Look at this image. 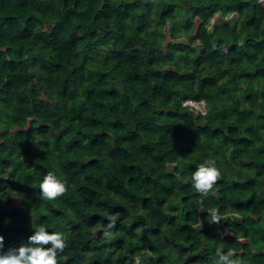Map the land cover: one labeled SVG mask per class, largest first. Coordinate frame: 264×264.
Returning a JSON list of instances; mask_svg holds the SVG:
<instances>
[{
  "label": "trees",
  "instance_id": "obj_1",
  "mask_svg": "<svg viewBox=\"0 0 264 264\" xmlns=\"http://www.w3.org/2000/svg\"><path fill=\"white\" fill-rule=\"evenodd\" d=\"M0 173L4 251L34 221L63 233L57 264H213L217 247L264 264V0H0Z\"/></svg>",
  "mask_w": 264,
  "mask_h": 264
},
{
  "label": "clouds",
  "instance_id": "obj_2",
  "mask_svg": "<svg viewBox=\"0 0 264 264\" xmlns=\"http://www.w3.org/2000/svg\"><path fill=\"white\" fill-rule=\"evenodd\" d=\"M42 147V146H41ZM43 148V147H42ZM220 176V171L216 167L214 160H204L191 174V185L200 194L207 195L213 184ZM0 177L6 178L5 173H0ZM39 194L46 200H54L66 191V181L60 179L54 172L48 171L43 175L39 184ZM5 195L0 193V198ZM200 209H197V212ZM209 213L210 223H219L221 216L215 209ZM34 231L27 238V241L18 247H10L4 251V237L0 235V264H57V256L62 253L66 244L63 233L59 231H48L44 223L33 221ZM49 242L51 245L45 247ZM213 264H243L239 258H233L231 249H215L212 256Z\"/></svg>",
  "mask_w": 264,
  "mask_h": 264
},
{
  "label": "rangeland",
  "instance_id": "obj_3",
  "mask_svg": "<svg viewBox=\"0 0 264 264\" xmlns=\"http://www.w3.org/2000/svg\"><path fill=\"white\" fill-rule=\"evenodd\" d=\"M200 109L201 108V106H200V104H197V109ZM252 248H254V246H252Z\"/></svg>",
  "mask_w": 264,
  "mask_h": 264
}]
</instances>
